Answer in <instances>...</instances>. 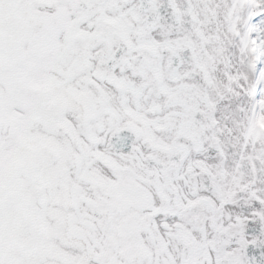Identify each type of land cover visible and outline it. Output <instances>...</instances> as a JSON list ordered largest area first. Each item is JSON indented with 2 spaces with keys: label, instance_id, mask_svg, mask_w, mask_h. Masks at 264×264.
<instances>
[{
  "label": "snow or ice",
  "instance_id": "snow-or-ice-1",
  "mask_svg": "<svg viewBox=\"0 0 264 264\" xmlns=\"http://www.w3.org/2000/svg\"><path fill=\"white\" fill-rule=\"evenodd\" d=\"M258 119L264 0H0V264H264Z\"/></svg>",
  "mask_w": 264,
  "mask_h": 264
},
{
  "label": "rangeland",
  "instance_id": "rangeland-1",
  "mask_svg": "<svg viewBox=\"0 0 264 264\" xmlns=\"http://www.w3.org/2000/svg\"><path fill=\"white\" fill-rule=\"evenodd\" d=\"M225 52L216 65V78L218 83L217 92L224 94L225 72L243 73L249 77L252 75V64L254 63L252 56L242 54L239 51V44L237 41L226 40ZM257 94V99H259ZM238 106H246V98L241 96L239 98L231 95H226L225 100L220 105L221 128L223 131V139L226 143H234L236 137L235 124L242 119L243 113L237 111Z\"/></svg>",
  "mask_w": 264,
  "mask_h": 264
},
{
  "label": "flooded vegetation",
  "instance_id": "flooded-vegetation-1",
  "mask_svg": "<svg viewBox=\"0 0 264 264\" xmlns=\"http://www.w3.org/2000/svg\"><path fill=\"white\" fill-rule=\"evenodd\" d=\"M226 140V139H225ZM226 142V141H225Z\"/></svg>",
  "mask_w": 264,
  "mask_h": 264
}]
</instances>
